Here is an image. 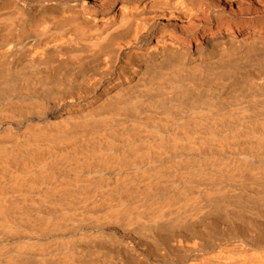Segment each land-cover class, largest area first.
<instances>
[{
    "label": "bare ground",
    "instance_id": "6f19581e",
    "mask_svg": "<svg viewBox=\"0 0 264 264\" xmlns=\"http://www.w3.org/2000/svg\"><path fill=\"white\" fill-rule=\"evenodd\" d=\"M0 264H264V0H0Z\"/></svg>",
    "mask_w": 264,
    "mask_h": 264
},
{
    "label": "rangeland",
    "instance_id": "374dc122",
    "mask_svg": "<svg viewBox=\"0 0 264 264\" xmlns=\"http://www.w3.org/2000/svg\"><path fill=\"white\" fill-rule=\"evenodd\" d=\"M198 242H200V241H198ZM162 253H163V252H162ZM151 259L155 260L156 258L152 255V256H151Z\"/></svg>",
    "mask_w": 264,
    "mask_h": 264
}]
</instances>
